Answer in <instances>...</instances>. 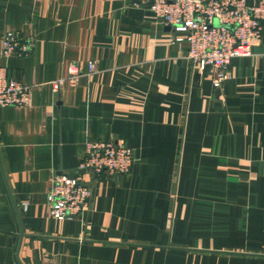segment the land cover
Listing matches in <instances>:
<instances>
[{
	"label": "crops",
	"instance_id": "1",
	"mask_svg": "<svg viewBox=\"0 0 264 264\" xmlns=\"http://www.w3.org/2000/svg\"><path fill=\"white\" fill-rule=\"evenodd\" d=\"M148 2L0 0V66L33 87L0 106V264H264V36L216 87ZM10 30L26 54L3 55ZM88 138L123 140L131 171L78 173ZM61 172L91 185L87 221L50 216Z\"/></svg>",
	"mask_w": 264,
	"mask_h": 264
},
{
	"label": "built area",
	"instance_id": "2",
	"mask_svg": "<svg viewBox=\"0 0 264 264\" xmlns=\"http://www.w3.org/2000/svg\"><path fill=\"white\" fill-rule=\"evenodd\" d=\"M149 9L175 33V41L187 45L186 57L193 69L210 68L213 84L220 87L229 77L227 66L233 58L253 54L264 36V0H148ZM3 55L26 54L31 45L18 31H7L2 40ZM264 53V52H263ZM96 62H88L95 71ZM82 73L71 66L67 75L51 82L57 93L65 85L76 87ZM33 104V87L8 74L0 66V106L29 107ZM133 149L121 139L88 138L81 151L78 173L121 175L131 171ZM57 173L47 192L51 217L57 220L87 221L92 210L91 185L81 176ZM26 208L27 205L25 204Z\"/></svg>",
	"mask_w": 264,
	"mask_h": 264
},
{
	"label": "water",
	"instance_id": "3",
	"mask_svg": "<svg viewBox=\"0 0 264 264\" xmlns=\"http://www.w3.org/2000/svg\"><path fill=\"white\" fill-rule=\"evenodd\" d=\"M1 166H2V164H1Z\"/></svg>",
	"mask_w": 264,
	"mask_h": 264
}]
</instances>
